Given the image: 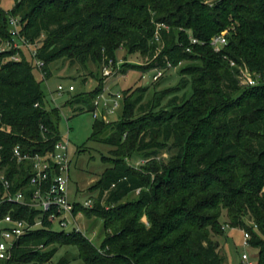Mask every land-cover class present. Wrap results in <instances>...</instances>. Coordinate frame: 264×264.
<instances>
[{"label":"trees","instance_id":"obj_1","mask_svg":"<svg viewBox=\"0 0 264 264\" xmlns=\"http://www.w3.org/2000/svg\"><path fill=\"white\" fill-rule=\"evenodd\" d=\"M11 16L19 19L21 36L38 46L43 79L58 59L103 66L121 47L147 58L146 64L125 62L123 73L130 67L165 69L180 60L200 65L184 68L190 78L171 89L191 86L181 104L175 96L161 106L170 90L146 105L141 93L132 98L126 91L119 119H95L90 140L113 147L111 156L103 157L111 166L91 187L99 192L93 206L75 202V210L103 221L99 245L81 231H58L45 221L46 227L23 235L12 258L0 264L49 261L57 248L40 249L52 244L76 246L83 264H225L213 239L225 232L224 212L231 227L250 231L258 250L252 256L264 264V83L243 85L238 68L264 75V0H20L9 12L0 9V39L15 40ZM226 29L227 44L214 50L211 38ZM190 36L204 43L191 44ZM19 51V60L7 61L16 52H0V143L16 188L27 179L15 177L13 148L44 154L61 138V111L47 108L36 76L40 69L32 55L29 60ZM103 88L100 80L97 90L73 96L67 104L77 105L74 111L94 112L91 99ZM138 105L141 113L135 114ZM167 148L170 160L158 162L156 156ZM134 152L152 158L132 166L126 158ZM137 191L135 199L124 201ZM10 211L17 217L37 213L4 203L0 217ZM68 262L64 257L58 264Z\"/></svg>","mask_w":264,"mask_h":264},{"label":"rangeland","instance_id":"obj_2","mask_svg":"<svg viewBox=\"0 0 264 264\" xmlns=\"http://www.w3.org/2000/svg\"><path fill=\"white\" fill-rule=\"evenodd\" d=\"M20 0H0V9L9 12L14 8L16 2ZM229 29L222 32L228 33ZM221 32V33H222ZM219 34V33H217ZM45 35L42 36V39ZM19 45V46H17ZM20 49L25 51L29 60H32L30 50L21 45L19 42L9 41L8 39H0V52L14 50L16 53L6 57L5 61L20 59ZM200 52V50H196ZM125 62L132 64H146L147 58L139 53H129L125 47H121L116 52V59L110 60L108 64L103 66L93 61L88 62L83 67L80 64H72L68 59H58L50 65L51 76L43 79V69L36 71V76L42 80V89L45 95L47 108L58 107L60 109V118L58 120V128L60 135L70 143V171H69V196L72 202L84 203L89 198L98 196V191L91 187L99 180L101 174L111 166L109 161H105L103 157L111 156L113 147L109 144L90 140L93 132V124L96 118L106 122L119 119L124 110L125 92L127 95L135 98L142 94L141 104H147L155 96L162 91H171L176 87L183 86V83L190 78L184 68L191 65H200L193 60H180L178 62H170L167 68H163V75L159 80H154V69L140 70L136 67L123 73ZM197 64V65H196ZM110 70V75L104 74L106 67ZM187 67V68H188ZM240 69V66H238ZM244 68V67H242ZM192 77V76H191ZM46 78V77H45ZM100 80L104 85L103 90L99 93V108L95 112L92 111H74L75 107H71L67 102L77 95H84L88 92L95 91L100 86ZM65 87L63 92H59L58 85ZM74 85L75 89L69 91L68 87ZM143 91L140 88H144ZM183 88V87H182ZM161 101V106L168 104L170 99L177 96V103L181 104L183 99L191 95V86L178 92L171 91L167 93ZM98 96L91 99V103L96 101ZM117 100L120 104L118 110L111 112L108 109L109 104H113ZM148 108V107H146ZM139 105L135 114H140ZM172 156L170 149L162 150L157 156L158 162L167 163ZM152 157H146L144 152H134L126 158V161L132 166L141 167L145 165ZM138 191L132 193L124 201L133 200L137 197ZM83 212V211H82ZM84 214V213H83ZM78 221L82 226V233L88 236L95 244L99 245L103 239V221L96 218H87L85 215L78 217ZM220 222L225 228L224 234H213V239L219 242L220 254L225 257V264H242L243 246V229L239 227H231L228 223L227 213L224 212ZM54 229L61 231L63 228L60 224H54ZM69 232L70 228H65ZM57 248L55 255L46 262L41 264H58L62 258H67V264H83L78 257V249L76 246L56 244L47 247L42 246L41 251H49ZM248 251L251 255H255L258 250L249 247ZM255 258V257H254Z\"/></svg>","mask_w":264,"mask_h":264},{"label":"built area","instance_id":"obj_3","mask_svg":"<svg viewBox=\"0 0 264 264\" xmlns=\"http://www.w3.org/2000/svg\"><path fill=\"white\" fill-rule=\"evenodd\" d=\"M10 32L14 37V42L26 46L34 57L35 64L42 69L44 62L37 58V47L25 40L20 34V21L17 17L11 16L9 19ZM227 34L225 32L215 34L210 45L216 51H221L227 44ZM159 40V35H156ZM191 44L204 43L194 36H190ZM19 46V45H17ZM190 51L191 47H187ZM170 64V63H169ZM232 65H235L232 62ZM106 67V66H105ZM241 71V82L245 86H256L264 83V75L251 72L248 68L239 69ZM154 80H158L163 75V68H155ZM110 70L104 69L105 75H110ZM75 89L74 85L68 87L69 91ZM59 92H63L65 87L58 85ZM98 95L95 104V110L99 108ZM120 104L117 100L108 105L111 112L118 110ZM2 130L5 128L2 127ZM4 146L0 143V182L2 191H0V207L4 203H14L28 206L36 215L29 217H17L12 211L3 214L0 217V259L7 260L13 256V249L16 242L31 230L46 227L45 221L54 224H60L63 228H70V231H82V226L78 217L83 216L82 210H75V202L70 200L69 196V171H70V143L62 137L56 141L54 149L41 154L25 152L20 145H16L12 150L10 159L17 165L15 177H26L27 182L15 187V181L8 177L9 163L5 162L3 154ZM81 203V202H80ZM84 207H92L93 199L89 198L84 203ZM252 234L247 229H243L242 264H257V258H254L248 251L251 247Z\"/></svg>","mask_w":264,"mask_h":264}]
</instances>
